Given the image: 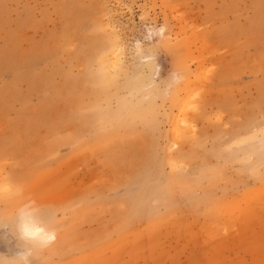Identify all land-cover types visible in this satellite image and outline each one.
Here are the masks:
<instances>
[{"label":"rangeland","instance_id":"374dc122","mask_svg":"<svg viewBox=\"0 0 264 264\" xmlns=\"http://www.w3.org/2000/svg\"><path fill=\"white\" fill-rule=\"evenodd\" d=\"M260 157L264 0H0L5 264H264Z\"/></svg>","mask_w":264,"mask_h":264},{"label":"clouds","instance_id":"9594fccd","mask_svg":"<svg viewBox=\"0 0 264 264\" xmlns=\"http://www.w3.org/2000/svg\"><path fill=\"white\" fill-rule=\"evenodd\" d=\"M21 239L33 242L41 247H47L54 241L55 236L53 233H47L39 227L25 223L21 228ZM31 256V251L21 250L16 253V257L13 259L17 260V264H31ZM0 264H5V261L0 259Z\"/></svg>","mask_w":264,"mask_h":264},{"label":"bare ground","instance_id":"6f19581e","mask_svg":"<svg viewBox=\"0 0 264 264\" xmlns=\"http://www.w3.org/2000/svg\"><path fill=\"white\" fill-rule=\"evenodd\" d=\"M116 51V50H115ZM118 53V52H117ZM122 55V53L120 54V56ZM110 57V56H109ZM115 57V56H114ZM114 59V58H113ZM121 61V60H120ZM119 59H118V57H117V55H116V57H115V59L112 61H109V62H105V64H106V67L107 68H105V69H108V68H110V67H112L111 69H115L116 70V68L118 67H120V65H119ZM105 81L106 82H111L110 81V79H109V77L108 76H105ZM135 83V82H134ZM133 84V83H132ZM130 85H131V83H130ZM129 85V86H130ZM134 86H135V84H133ZM188 83H186V88H188ZM133 86V87H134ZM135 88H133V90H134ZM92 92V91H91ZM183 110V109H182ZM178 111H179V113H181V109H178ZM174 118H175V116H174ZM174 118H170V120H174ZM174 122H175V120H174ZM174 122H172V124H175ZM180 128V126L178 127V125L176 126L175 125V127H174V132H173V137H174V139L175 140H180V139H182L183 140V138H184V133H183V129H182V131H181V129H179ZM180 142V141H179ZM221 143V142H220ZM176 144H177V141H176ZM220 145V144H219ZM171 148V147H170ZM218 155H219V153H218ZM168 156V155H167ZM263 157V156H262ZM262 157H260L259 159H261ZM171 158V157H170ZM262 159H264V158H262ZM171 160V159H170ZM176 162L175 161V159H173L172 161H170V162ZM168 162V161H167ZM177 163V162H176ZM172 167V166H171ZM206 171V170H205ZM204 171V172H205ZM209 171V170H208ZM207 172V171H206ZM179 178V180H180V177H178ZM181 178H184V177H181ZM177 179V177H171V181H168L169 182V185H171L173 182H174V180H176ZM183 182V181H182ZM168 184V183H167ZM169 185H167V186H169ZM187 185V184H186ZM166 186V187H167ZM166 190H167V188H166ZM168 191V190H167ZM148 193V192H147ZM260 194V193H259ZM148 195H150V194H148ZM147 196V195H146ZM134 199V198H133ZM254 199V198H253ZM35 213V212H34ZM30 214H33V212L32 213H30ZM29 214V215H30ZM45 214V213H44ZM44 214H42V215H44ZM36 215V214H35ZM40 211H39V214L37 213V216H35L34 217V215H30L31 217H28L29 218V221H27L26 222V220L28 219H24L25 221L23 222V225L25 224V223H27V224H30V225H32V226H35V227H39V228H41V229H43L45 232H47V233H53L54 234V236H55V239H54V241L57 239V235H56V233L55 232H57V231H53L52 229H50V228H48V225H49V223H48V225L47 224H41L38 220L40 219V218H42V216L40 215ZM46 215V214H45ZM44 215V216H45ZM37 217H39V219L37 218ZM38 219V220H37ZM23 221V220H22ZM41 221V220H40ZM16 222V221H15ZM42 222H43V218H42ZM11 223V222H10ZM43 223H45V222H43ZM16 224V223H15ZM49 227H51V226H49ZM134 230V229H133ZM58 234V233H57ZM59 236V235H58ZM53 241V242H54ZM62 241V240H61ZM57 242V241H56ZM61 245V244H60ZM37 249V248H36Z\"/></svg>","mask_w":264,"mask_h":264}]
</instances>
